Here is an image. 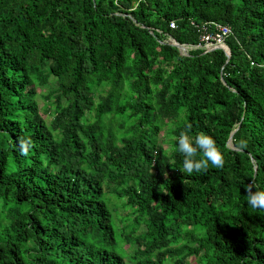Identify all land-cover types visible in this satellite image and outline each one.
<instances>
[{"label": "trees", "instance_id": "1", "mask_svg": "<svg viewBox=\"0 0 264 264\" xmlns=\"http://www.w3.org/2000/svg\"><path fill=\"white\" fill-rule=\"evenodd\" d=\"M208 21L228 57L167 43ZM188 125L222 168L180 171ZM250 182L264 189V0H0V264H264Z\"/></svg>", "mask_w": 264, "mask_h": 264}, {"label": "clouds", "instance_id": "2", "mask_svg": "<svg viewBox=\"0 0 264 264\" xmlns=\"http://www.w3.org/2000/svg\"><path fill=\"white\" fill-rule=\"evenodd\" d=\"M175 139L177 147L174 151L183 155L181 172L191 175L206 172L210 165L215 168L223 167L224 154L208 133L199 132L193 135L191 126L188 125ZM33 146L34 142L30 137H21L18 141L22 156H28ZM245 192L247 203L251 208L264 210V189L250 182Z\"/></svg>", "mask_w": 264, "mask_h": 264}, {"label": "built area", "instance_id": "3", "mask_svg": "<svg viewBox=\"0 0 264 264\" xmlns=\"http://www.w3.org/2000/svg\"><path fill=\"white\" fill-rule=\"evenodd\" d=\"M197 30L198 33V43L195 45L187 46V49L190 47L201 48L204 51L211 50L214 48H219L223 52H226L228 49L225 45V37L231 34L230 29L226 25H221L216 22H202L200 24H194L190 22ZM169 28L174 27V22H168ZM174 42L175 40H171ZM185 45V44H184Z\"/></svg>", "mask_w": 264, "mask_h": 264}, {"label": "rangeland", "instance_id": "4", "mask_svg": "<svg viewBox=\"0 0 264 264\" xmlns=\"http://www.w3.org/2000/svg\"><path fill=\"white\" fill-rule=\"evenodd\" d=\"M45 92H46V88L45 87H41V88H39V89H37V95H36V101H37V103H38V105L42 108V104H43V100H42V98L40 97V95H43V94H45ZM40 108V109H41ZM163 140L162 142H165L164 140V138H163V135L161 134V133H159V140ZM117 209H118V214H120V215H122L123 214V212H124V210L123 209H121L120 207H117ZM127 210V209H126ZM188 260V264H193L192 262H190L191 260L188 258L187 259ZM125 264H127L128 263V260L125 258Z\"/></svg>", "mask_w": 264, "mask_h": 264}, {"label": "water", "instance_id": "5", "mask_svg": "<svg viewBox=\"0 0 264 264\" xmlns=\"http://www.w3.org/2000/svg\"><path fill=\"white\" fill-rule=\"evenodd\" d=\"M171 40L173 39H167V43L175 46L181 53L185 54L187 51V46L184 44H179L176 41L172 42ZM225 56L228 57L229 56V50L227 49L226 52H224ZM229 142V138L227 140Z\"/></svg>", "mask_w": 264, "mask_h": 264}]
</instances>
